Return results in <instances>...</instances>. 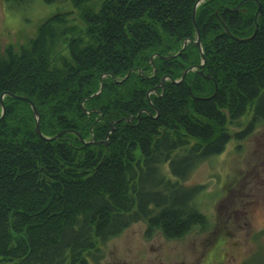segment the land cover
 I'll use <instances>...</instances> for the list:
<instances>
[{
  "label": "trees",
  "instance_id": "trees-1",
  "mask_svg": "<svg viewBox=\"0 0 264 264\" xmlns=\"http://www.w3.org/2000/svg\"><path fill=\"white\" fill-rule=\"evenodd\" d=\"M198 1L103 0L80 14L85 26L57 12L28 44L0 52V264H89L134 223L169 240L206 223L195 207L205 187L185 182L226 150L243 117L252 132L264 121V0L257 29L254 0L239 11L243 0L201 3L206 62L175 83L202 61ZM9 92L35 103L45 137L64 133L39 136L31 105Z\"/></svg>",
  "mask_w": 264,
  "mask_h": 264
},
{
  "label": "rangeland",
  "instance_id": "rangeland-1",
  "mask_svg": "<svg viewBox=\"0 0 264 264\" xmlns=\"http://www.w3.org/2000/svg\"><path fill=\"white\" fill-rule=\"evenodd\" d=\"M102 1L91 0L76 8L71 2L57 5L28 0L11 8L0 0V52L10 45L18 50L28 44L44 21L57 12L70 11L68 23L85 26L80 14L86 9L98 10ZM57 41V49L68 55L69 51L62 46L64 37L60 35ZM201 65L202 61L198 66ZM130 73L117 82L127 80ZM184 73L180 81L185 80ZM101 87L88 98L100 94ZM2 102L6 107L4 98L3 111ZM251 118L252 114H248L240 125L231 127L233 135L226 150L197 166L185 182L205 187L195 200V207L206 218L204 225L196 226L182 239L169 240L160 231L147 238L146 223H134L106 244L98 245L99 258L89 257V264H256L257 260L264 264V121L252 132L248 131ZM237 133L246 134L238 138ZM91 140L99 142L94 137L84 141ZM165 173L171 176L168 166Z\"/></svg>",
  "mask_w": 264,
  "mask_h": 264
},
{
  "label": "water",
  "instance_id": "water-1",
  "mask_svg": "<svg viewBox=\"0 0 264 264\" xmlns=\"http://www.w3.org/2000/svg\"><path fill=\"white\" fill-rule=\"evenodd\" d=\"M203 1H204V0H199V1L195 4L194 9H193V22H194V24H195V26H196V29H197V35H198V39L194 42V44H195L197 47H199V49L201 50V52H202V41H201V39H200V37H201V36H200V30H199V28H198V26H197V21H196V9H197V7H198ZM248 1H250V0H243L242 2H240V3L234 8L233 11H239V10L242 8V6H243L244 4H246ZM254 1H256V2H257V5H258V9H257V12H256V14H255V26H256V29H257L258 26H259V21H260L261 17H263V8H262L261 3H259L258 0H254ZM223 26H224V31H225V33H226L227 35H229V36H233V34L231 33L229 27L227 26V24H225V22H223ZM185 44H186V43H185ZM202 58H203L202 65H201V66H198L199 69H202V68L204 67L205 62H206V60H205V56H204L203 52H202ZM189 70H191V69H188V70L184 73V75H186V73H187ZM163 81H164V80H163ZM101 89H102V87H101ZM7 94L10 95V96H13V97H15V98H18V99L24 100V101H26V102H29V103L31 104V106H32V108H33V111H34V115H35L36 120H37V123H36V133H37L39 136H41V137L44 138L45 140H53V139H56L57 137H59V135H62V133H60V134H58L57 136H55L54 138L45 137V136L42 134V131H41V124H40L41 115H40V113H39L37 107L35 106V104H34V103H33V102H32L27 96H24V95L19 96V95H15V94H13V93H10V92L7 93ZM3 97H4V96H3ZM3 97H2V99H3ZM2 105H3V102H2ZM5 113H6V107H4V105H3V111H2V115H1V117H0V122H1V120L3 119V117L5 116ZM112 131H113V130H112ZM112 131H111V132H112ZM109 134H110V133H109ZM79 136H80L81 140L83 141L84 145H89V144H91V143H94V144L105 143L106 145H109L108 141H107V142H104V141L93 142L94 139L91 140V141H89V142H85V141L83 140V138L81 137L80 134H79Z\"/></svg>",
  "mask_w": 264,
  "mask_h": 264
},
{
  "label": "flooded vegetation",
  "instance_id": "flooded-vegetation-1",
  "mask_svg": "<svg viewBox=\"0 0 264 264\" xmlns=\"http://www.w3.org/2000/svg\"><path fill=\"white\" fill-rule=\"evenodd\" d=\"M249 259V258H248ZM248 259H246L245 261H247ZM257 264H261V262L260 261H258V263Z\"/></svg>",
  "mask_w": 264,
  "mask_h": 264
}]
</instances>
